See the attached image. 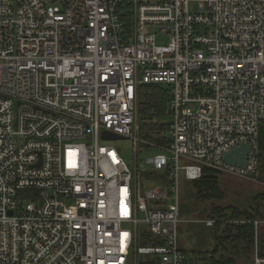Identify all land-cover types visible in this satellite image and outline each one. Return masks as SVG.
Returning a JSON list of instances; mask_svg holds the SVG:
<instances>
[{
	"label": "built area",
	"instance_id": "obj_1",
	"mask_svg": "<svg viewBox=\"0 0 264 264\" xmlns=\"http://www.w3.org/2000/svg\"><path fill=\"white\" fill-rule=\"evenodd\" d=\"M141 85L171 119L131 169ZM261 131L264 0H0V264H186L180 175L255 178Z\"/></svg>",
	"mask_w": 264,
	"mask_h": 264
},
{
	"label": "trees",
	"instance_id": "obj_2",
	"mask_svg": "<svg viewBox=\"0 0 264 264\" xmlns=\"http://www.w3.org/2000/svg\"><path fill=\"white\" fill-rule=\"evenodd\" d=\"M169 92L160 85H141L137 92V123L139 136L158 146L167 145L169 123L165 120L168 114ZM260 161H264V131L259 135ZM144 178L151 176L143 174ZM145 178V179H146ZM192 184L193 196L191 206L180 203V219L189 212V207L203 202H221L224 192L218 178L213 172L204 171L202 177ZM206 220L212 222L207 228L212 229L214 247L210 251H187L180 238V248L185 254L186 264H238L239 260L250 261L256 246L257 255L264 258V231L256 233L254 222H264V192L251 198L248 208L216 205L210 209ZM205 220V221H206ZM181 225V224H180ZM264 230V226L262 227ZM180 235V232H179ZM155 244V240L143 245Z\"/></svg>",
	"mask_w": 264,
	"mask_h": 264
},
{
	"label": "rangeland",
	"instance_id": "obj_3",
	"mask_svg": "<svg viewBox=\"0 0 264 264\" xmlns=\"http://www.w3.org/2000/svg\"><path fill=\"white\" fill-rule=\"evenodd\" d=\"M170 119L171 116L168 113L165 120L169 123ZM135 131L138 138L143 142V143H139L136 149L134 148V145L129 141H116L112 144L116 148L122 151V156L125 162L131 167V169L134 168L135 156H137L138 159L147 160L149 158H153L158 154H161V151L157 149H153L154 146H158L157 144L155 143L152 144L151 142H149L144 138L141 139V137L139 136L137 115L135 121ZM167 140H168V134H167ZM145 143L151 144L153 146H149V145L147 146ZM158 147H162V145ZM145 148H150V149H145ZM208 171L213 172V175H215L218 178L221 189L224 192V198L223 200H221V202H215V201L203 202L195 205V208L189 207L190 209L188 214L182 217V222L181 225L179 226V232H180L181 243L187 251L195 250V251L205 252L213 249L214 244L211 238L213 231L211 228H207L204 223L206 217L209 215V211L211 208L219 204L222 206L237 207L240 209L248 208V206L250 205L251 198H253L257 194L264 192V171L261 173L259 170L255 178L244 179V180L221 176L215 173L214 171L211 170ZM142 174L145 173L142 172ZM180 180H181L180 203L184 204L185 202L187 205L191 206L190 205L191 199L188 200L186 194L193 196L194 191L192 188V184L185 182L183 175H180ZM263 226H264V222H261L259 226L255 229L257 234H260L261 232L264 231L262 228ZM238 264H253V255L250 261L239 260Z\"/></svg>",
	"mask_w": 264,
	"mask_h": 264
},
{
	"label": "water",
	"instance_id": "obj_4",
	"mask_svg": "<svg viewBox=\"0 0 264 264\" xmlns=\"http://www.w3.org/2000/svg\"><path fill=\"white\" fill-rule=\"evenodd\" d=\"M103 139L118 140L120 138L117 136H114V135L103 133ZM248 150H249V148L247 146H241L239 148H236V149L230 151L229 153H227L224 156V160L227 163H230L234 166H243L244 165V156L248 153ZM141 168H143L142 164H141ZM140 260H142V257H140Z\"/></svg>",
	"mask_w": 264,
	"mask_h": 264
},
{
	"label": "flooded vegetation",
	"instance_id": "obj_5",
	"mask_svg": "<svg viewBox=\"0 0 264 264\" xmlns=\"http://www.w3.org/2000/svg\"><path fill=\"white\" fill-rule=\"evenodd\" d=\"M262 162H261V165H260V172L261 173L264 171V161H262Z\"/></svg>",
	"mask_w": 264,
	"mask_h": 264
}]
</instances>
